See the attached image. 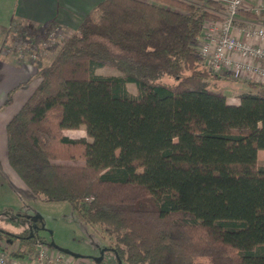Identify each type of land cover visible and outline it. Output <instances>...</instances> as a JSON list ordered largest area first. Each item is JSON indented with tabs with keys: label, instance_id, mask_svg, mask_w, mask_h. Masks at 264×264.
<instances>
[{
	"label": "trees",
	"instance_id": "trees-1",
	"mask_svg": "<svg viewBox=\"0 0 264 264\" xmlns=\"http://www.w3.org/2000/svg\"><path fill=\"white\" fill-rule=\"evenodd\" d=\"M219 10L210 0H102L38 67L39 84L5 126L23 184L103 228L117 264H264V84L241 83L230 104L219 86L229 79L201 61L196 41ZM105 66L121 76L94 73ZM80 126L89 141L63 134ZM28 220L16 233L0 228V240L25 256L37 243L54 250L42 218Z\"/></svg>",
	"mask_w": 264,
	"mask_h": 264
},
{
	"label": "rangeland",
	"instance_id": "rangeland-1",
	"mask_svg": "<svg viewBox=\"0 0 264 264\" xmlns=\"http://www.w3.org/2000/svg\"><path fill=\"white\" fill-rule=\"evenodd\" d=\"M13 2L14 0H0V27L9 26V11L12 9L11 4ZM216 19L218 18L212 20ZM13 20L15 24L11 33H14L15 36H12L11 33L10 37L5 36V42L0 44V55L15 60L17 64L32 63L35 67H40L49 63L67 36L63 28L53 23L48 26L43 25L38 30L35 28L33 33H29L27 29V25H31L29 22L16 18ZM46 31L52 33L53 39L51 38L50 41L48 35L44 33ZM94 73L102 76H121L120 72L108 66L98 68ZM234 85L236 87H230L236 88L241 93L242 86L238 83ZM126 87L130 93L135 94L136 90L133 84L128 83ZM205 87L214 90L212 79L205 83ZM226 96L231 98V91L226 93ZM236 103H239V99ZM79 133L80 131L76 130L73 137L78 138ZM84 133L82 131L81 136H84ZM257 161L264 165V150L257 152ZM14 214L0 215V228L13 233L19 232L29 226V215L36 214L42 218L45 227V230H41L39 234L50 245L53 244L58 251L60 250L59 252L66 255L70 264H95L98 262L96 259L102 257L103 262L101 264H117L113 253L108 250L112 239L105 234L104 229L87 224L84 218L73 211L66 202H46L36 198L31 204H23L22 209ZM2 245L6 246L7 243L2 240ZM13 248L14 250L11 252L9 251L10 248L7 251L1 249V252L18 264L28 263L25 255L12 252L17 248V243H13Z\"/></svg>",
	"mask_w": 264,
	"mask_h": 264
},
{
	"label": "crops",
	"instance_id": "crops-1",
	"mask_svg": "<svg viewBox=\"0 0 264 264\" xmlns=\"http://www.w3.org/2000/svg\"><path fill=\"white\" fill-rule=\"evenodd\" d=\"M101 1L14 0L11 4L12 9L9 11V26L0 27V44L4 41L6 32L10 29L14 18L27 21L34 27H42L47 23H53L63 28L66 33H70L76 29L80 19L85 17ZM254 6H261L264 9V0H246L238 14V19L241 20V23L253 26L255 21H257L256 17L249 10V8ZM34 31L35 29L32 30V32ZM234 32L237 36H241L239 28H235ZM200 42L201 39H198L196 46ZM37 69L38 66L35 67L32 63L23 62L17 64L15 60L0 55V212L2 215L18 213L22 209L23 204H31L36 199L7 162L5 126L39 84ZM220 76L229 79L219 85L225 96L226 93L231 91L232 97L227 98L226 96V100L230 104H237L238 100L239 91L236 88L232 89L236 87L234 84L238 83L241 86V83L246 81L264 84V81L261 79L252 80L245 74H241L240 77L235 78L229 73L224 72ZM76 130L80 131L78 138L73 137ZM82 131H84V127L80 126L78 129L64 130L63 134L72 139H85L89 141L85 133L84 136H81ZM31 215L36 214H30L29 217ZM8 248H10V252L14 250L13 244L3 246L2 240H0V253H2L1 249L7 251Z\"/></svg>",
	"mask_w": 264,
	"mask_h": 264
},
{
	"label": "built area",
	"instance_id": "built-area-1",
	"mask_svg": "<svg viewBox=\"0 0 264 264\" xmlns=\"http://www.w3.org/2000/svg\"><path fill=\"white\" fill-rule=\"evenodd\" d=\"M220 6L216 20L207 19L203 23L201 42L197 50L201 61L214 75L229 73L235 78L241 74L250 79L264 81V9L261 6L249 8L257 19L253 26L241 23L238 14L246 0H212ZM239 28L241 36L235 34ZM48 35L49 41L52 33ZM53 39V38H52ZM35 57V55H33ZM89 200V199H87ZM23 264H70L66 255L49 247L36 244L35 251L26 256ZM0 264H18L0 253Z\"/></svg>",
	"mask_w": 264,
	"mask_h": 264
},
{
	"label": "water",
	"instance_id": "water-1",
	"mask_svg": "<svg viewBox=\"0 0 264 264\" xmlns=\"http://www.w3.org/2000/svg\"><path fill=\"white\" fill-rule=\"evenodd\" d=\"M51 246L54 248V249H56V250H58L55 246H53V244H51ZM60 251V250H59ZM102 258H98V259H96V261H100Z\"/></svg>",
	"mask_w": 264,
	"mask_h": 264
}]
</instances>
